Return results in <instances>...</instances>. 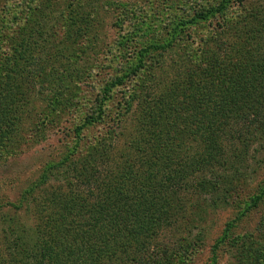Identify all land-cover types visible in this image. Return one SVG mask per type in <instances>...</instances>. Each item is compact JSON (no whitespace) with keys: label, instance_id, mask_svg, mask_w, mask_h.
I'll list each match as a JSON object with an SVG mask.
<instances>
[{"label":"rangeland","instance_id":"obj_1","mask_svg":"<svg viewBox=\"0 0 264 264\" xmlns=\"http://www.w3.org/2000/svg\"><path fill=\"white\" fill-rule=\"evenodd\" d=\"M262 34L264 0H0V247L12 225L31 235L40 225L37 205L45 199L47 204L63 177H105L110 166L117 177H140L148 162L157 165L153 175L158 171L163 177L166 164L153 153L155 147V156L144 155L127 173L128 162L139 154L129 145L137 133L132 116L143 102L151 112L175 83L184 87L188 55L198 50L229 61L237 51L256 49ZM147 47L150 53L142 56ZM12 55L21 57L33 77L16 74L20 64ZM141 61L146 68L127 79ZM121 77L124 85L112 87ZM261 80L254 73L237 88ZM133 90L132 107L122 113ZM185 97L193 100L189 93L177 96L176 109L200 110ZM203 99L214 103L204 105L211 113L229 103ZM238 111L243 118L246 111ZM118 117H124L120 128L109 123ZM251 123L259 139L248 158L230 166L235 159L229 149L235 153L238 147L229 144L226 165L219 163L212 174L200 161L196 173L188 174L191 181L205 175L210 187L220 188V199L211 209L209 195L183 194L186 217L176 213L181 229L158 232L160 249L172 252L164 258L173 264H236L241 238L264 241V129L260 133L257 122ZM107 126L115 132L111 137L118 151L109 163L102 160L103 145L96 149ZM179 135L175 159L183 157L181 164L190 168L193 155L203 149L197 145L201 136L196 127ZM42 177L51 178L37 184Z\"/></svg>","mask_w":264,"mask_h":264},{"label":"trees","instance_id":"obj_2","mask_svg":"<svg viewBox=\"0 0 264 264\" xmlns=\"http://www.w3.org/2000/svg\"><path fill=\"white\" fill-rule=\"evenodd\" d=\"M150 50L148 47L141 50V55L149 54ZM206 54L197 50L195 54L188 55L190 66L184 70L187 79L184 87L175 83L169 97L163 96L154 101L151 112L147 111L150 104L144 107L143 102L137 114L132 116L136 120L137 133L130 138L132 141L129 145L136 148L139 154L138 159L128 162L127 173L134 172L144 155L148 154L149 157L154 153L159 161L164 159L166 164L163 177H158V171L153 175L151 171L157 169V165L150 162L145 165L147 171L140 177H117L116 167L110 165L105 177H56L62 178L61 186L49 196L47 204L45 199L37 205L40 225H36L31 235L23 236L21 225L8 227L4 247H0V264H173L165 259V254L172 252L166 248L160 249L157 239L162 229H181V226L177 227L176 213H182V220L186 217L188 203H185L183 194L195 191L198 196L209 195L207 201L211 203V209L217 207L216 202L218 200L219 203L220 199V188L210 187L203 179L205 175L198 177L197 174L198 178L191 181L187 179L188 174L196 173L195 166L200 161L207 162L212 174L219 163L226 165L229 144L238 147L235 153L229 149L235 159L229 165L235 167L239 160L250 156L252 144L256 138L259 139V132L254 133L251 122H257L260 133L264 129V34L258 39L256 49L252 47L245 53L237 51L236 59L230 56L232 58L226 61L217 54H209V57ZM12 58L22 65L21 57L12 55ZM20 65L16 74L33 77L27 67ZM145 66L141 61L135 70L128 71L127 79L130 75L138 74ZM254 73L262 78L259 85L250 88V83L247 87L237 88L238 83H244ZM123 78L111 83V86H123ZM178 86L181 88L179 92ZM136 91L129 93L121 107L124 108L122 113L130 111ZM188 93L192 94L193 100L185 97V101L192 102L194 108L200 109L196 113H181L175 107L177 96ZM205 97L223 99L229 103L224 105L226 108L211 113L209 110L212 111V108L204 105L214 103L204 100ZM242 107L246 111L243 118L238 111ZM123 118L109 120V123L120 128ZM241 120L244 124L240 123ZM230 122H233L231 130ZM87 123L90 124L91 119ZM194 127L201 136L197 145L203 149L193 155L192 166L188 168L186 163L181 164L183 157L175 159L174 151L180 147L176 135L192 131ZM107 128L106 133L99 137L96 149L103 145L101 157L109 163L118 155V151L111 137L114 130ZM158 158L152 162L156 163ZM48 178L51 177H42L37 184L48 182ZM237 248L236 264H264V241L254 237L241 238Z\"/></svg>","mask_w":264,"mask_h":264}]
</instances>
